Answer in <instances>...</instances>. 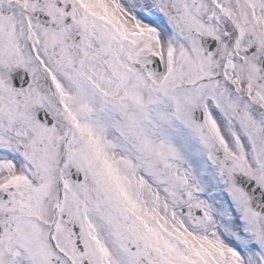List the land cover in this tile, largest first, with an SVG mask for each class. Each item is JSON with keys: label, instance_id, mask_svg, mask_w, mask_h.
<instances>
[{"label": "snow or ice", "instance_id": "obj_1", "mask_svg": "<svg viewBox=\"0 0 264 264\" xmlns=\"http://www.w3.org/2000/svg\"><path fill=\"white\" fill-rule=\"evenodd\" d=\"M0 264H264V0H0Z\"/></svg>", "mask_w": 264, "mask_h": 264}]
</instances>
